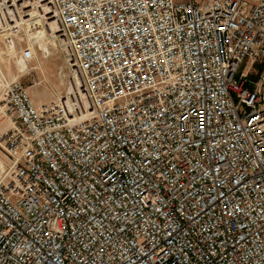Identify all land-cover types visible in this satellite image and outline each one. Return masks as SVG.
Wrapping results in <instances>:
<instances>
[{
	"label": "built area",
	"instance_id": "2783aa9c",
	"mask_svg": "<svg viewBox=\"0 0 264 264\" xmlns=\"http://www.w3.org/2000/svg\"><path fill=\"white\" fill-rule=\"evenodd\" d=\"M0 264H264V0H0ZM36 85L33 81L31 86Z\"/></svg>",
	"mask_w": 264,
	"mask_h": 264
},
{
	"label": "rangeland",
	"instance_id": "374dc122",
	"mask_svg": "<svg viewBox=\"0 0 264 264\" xmlns=\"http://www.w3.org/2000/svg\"><path fill=\"white\" fill-rule=\"evenodd\" d=\"M36 39V58L26 66L19 59V50L4 51L0 46V75L6 79L18 78L26 86L36 104L49 102L63 93L66 87L67 65L56 41L50 39L42 28ZM36 81V85L31 86ZM9 126L7 117H0V164H3V134Z\"/></svg>",
	"mask_w": 264,
	"mask_h": 264
}]
</instances>
